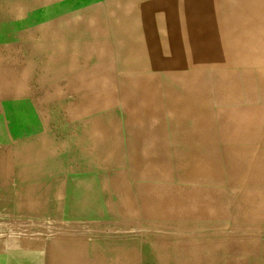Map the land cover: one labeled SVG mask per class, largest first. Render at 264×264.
I'll return each mask as SVG.
<instances>
[{
	"label": "crops",
	"instance_id": "obj_1",
	"mask_svg": "<svg viewBox=\"0 0 264 264\" xmlns=\"http://www.w3.org/2000/svg\"><path fill=\"white\" fill-rule=\"evenodd\" d=\"M27 2L26 7L22 8L25 10L23 17L31 25V29L25 31L27 43H33V36L41 35L50 59L65 63L67 69L57 76H48L43 84L38 83V75L28 81L26 98L31 101L32 107L41 110H35L36 120L39 121L41 117L43 121L42 114L50 113L51 121L56 115V122L46 125L41 121L28 128L31 131L58 133L59 141L75 147L71 153L69 149L63 151L65 175L106 176L108 180H124V187L107 188L113 201H117L113 208L110 205L108 209L101 202L103 209L95 210L94 215L71 220L109 221L118 216L127 220L120 227L146 229L141 238L134 237V242L145 243L150 239L160 244V237L154 238L151 230L148 231L150 237L145 236L147 228L154 227L151 222L161 218L162 212L175 211L179 202H184L183 198L177 199V194L189 196L191 201L194 195L210 197L216 194L219 212H224L223 220L229 206L226 196L238 195L241 197V207L237 209L240 217L235 215L239 220L237 223L249 228V234L245 237L252 244L250 257L256 259V264L257 259L263 264L264 250L255 249L254 245L258 247L264 241L259 237V233L264 232V188L258 187V181L264 179V175L259 174V171L264 173V157H246L238 151L233 152V148L255 143L250 140H225L223 127L210 129L197 121L199 116L210 113L216 115L230 111L239 115L242 108L243 112H247V109L254 111L252 105L256 108L262 103L260 95L259 98L255 91L242 89L238 83L245 79L240 63H251V60L244 59L245 54H240L242 50L251 48L243 37L247 36L242 33L241 26L246 27L248 22L251 24L262 17L246 9L249 6L257 7L264 0ZM20 51L21 56L33 55L30 47ZM18 63L23 66L22 61ZM226 63L232 64L230 70L225 69ZM33 64L26 63L31 67ZM233 64L237 67L234 68ZM178 71L181 76H178ZM215 86H218L217 91L214 90ZM103 100L106 107H103ZM49 101L56 107H50ZM82 131L86 133L84 145L91 150L87 155H94V158L85 157V163L89 166L81 171L78 164L83 160L76 146L79 145ZM61 132L65 135H60ZM211 132L217 135L214 141L208 139ZM241 133L245 134L247 130L243 129ZM258 144V148H264L263 142ZM104 146L108 147L105 153L101 149L92 150ZM210 149H218L220 171H210L204 161L202 163L207 172L192 170L195 161L207 160L213 155ZM226 149H230V155H240L244 159V162H237L242 165L240 168L234 165L228 171L234 179V189L231 191L222 186L226 183L223 177L228 176L224 158ZM179 150L186 152L188 158L184 161L189 164L188 168L191 167L185 174L187 181L183 185L186 186L181 188L177 182L176 167ZM70 154L79 159L76 157L74 160L68 156ZM98 157L106 159L107 167L98 166ZM71 165H74V171L69 170ZM245 173L249 174V183L240 181ZM200 181L201 185H195ZM160 193H172L174 196H153ZM124 194L132 197L135 213L119 203V196ZM209 210L195 213L190 208L186 210L188 215L185 217L204 218V212L209 213ZM98 211L103 213L97 215ZM244 213H249L248 220H243ZM74 225L83 226L81 223L69 224ZM190 228H194L193 224ZM190 244L187 249V246L184 249L178 247L177 252H184L188 256L187 253H191L189 250L193 251L194 243ZM149 248H153V245ZM156 249L158 251V247ZM137 250L141 252L142 247L136 249V254H139Z\"/></svg>",
	"mask_w": 264,
	"mask_h": 264
},
{
	"label": "rangeland",
	"instance_id": "obj_2",
	"mask_svg": "<svg viewBox=\"0 0 264 264\" xmlns=\"http://www.w3.org/2000/svg\"><path fill=\"white\" fill-rule=\"evenodd\" d=\"M27 0H16L13 2H10V0H0V95L4 96L5 101H2L5 103H14L16 106L19 105L22 108L27 105L28 98H26V92L29 86L28 81L32 79L35 75H38L37 81L39 84H43L45 80H47L48 76L53 77L61 74L65 69V63L59 62L57 59L52 60L50 59L48 53L46 52L47 45L43 42V37L41 35L39 36H33L34 41L33 43H27L28 35H26L25 31L27 29H31V25L26 17H23L25 14V10H23L27 5ZM23 8V9H22ZM261 20L262 17H259ZM260 24H257V30L261 31L262 29L259 27ZM39 28V27H38ZM32 49L33 55L31 57H27L25 55H22V52L20 50L26 49V48ZM21 48V49H20ZM2 54V55H1ZM23 62V66H20L18 62ZM31 62L34 63L31 67L30 65H26V63ZM35 63H40L36 66ZM237 64V63H236ZM234 65V64H233ZM236 65H234L235 68ZM237 67V66H236ZM232 68V64L226 63L225 69L230 70ZM42 73V75H41ZM45 73V75H44ZM242 80V79H241ZM240 80V82H241ZM35 82V81H34ZM239 82V83H240ZM247 82V81H246ZM246 82H241L244 85H246ZM254 86V85H252ZM255 89H260L259 87H255ZM214 90L217 91V87H214ZM22 94V95H21ZM262 97V103L257 106L256 108L254 105H252V108H254V111H251L250 109H247V112H243V108L241 112H238L239 115L236 113H232L230 111H222L220 113H216V115H213L210 113V117H205L206 122H204V125L208 126L210 129L215 128L216 126H221L225 130L224 139L225 140H250L253 143L259 145V142L264 143V94L260 95ZM258 95L257 97L260 98ZM1 99V98H0ZM39 101V100H38ZM41 102V101H39ZM105 100H103V103ZM35 100V105H36ZM50 107H56L55 104L52 101H49ZM103 107H106V103L103 104ZM250 107V106H249ZM87 108H90L89 106ZM47 116L50 115V113H46ZM46 114H43V119L49 120V118L46 116ZM236 114V115H234ZM258 116V117H257ZM51 117V116H50ZM56 115L54 114V117H52L51 122H56ZM202 117V116H199ZM239 118H243L246 120L243 122L241 129L239 130L240 133L236 134V130L234 128L237 124L236 122H239ZM252 118H258L261 120L260 123L256 126L257 132L253 131L252 129L249 130V124L247 121ZM218 119V121H217ZM199 120V119H198ZM233 121V122H232ZM196 122V121H195ZM197 123H199L197 121ZM7 126L0 123V132L2 130H8L6 129ZM13 130H16V127H12ZM28 128V127H27ZM243 129L247 130V133H241ZM253 131L254 134H250V132ZM46 134H49V138L53 139L54 141L58 140V133L54 132H46ZM81 135L79 136V145L76 146V149L78 150V153H80V157L83 161H80L78 164L79 169L82 171L85 169V167L89 164L85 163V157L94 158V155H89L88 146L84 145L86 144L84 142V138L86 133L81 132ZM60 135L64 136L65 134L63 132L60 133ZM250 135H254L251 137ZM217 135L213 134V132L209 133L208 139L213 140L215 139ZM62 147V160L60 156L55 159L58 161L59 165H61L64 170L66 171V167L63 163L64 159V153L63 151H67L69 149V153L75 149V147L67 146V142L60 141ZM212 142L210 141L209 145H211ZM23 148H21L24 153H22V157H26L28 155L36 154L37 149L45 148L40 141H34V142H25L23 144ZM69 147V148H68ZM92 148V147H91ZM108 147L104 146L102 148H94L93 151L100 150L101 152L105 153ZM182 150L181 148H179ZM177 151L178 155V161H177V173H178V185L179 188L182 186L185 187L186 185H183L185 183V174L187 173L190 168H188L189 164H186L187 154L185 151ZM218 149H210V153L214 152L216 154L211 155L210 158H207V160L204 162H207V165L210 169H215L219 167V161L221 157L218 154ZM88 153V155H87ZM19 152L11 146L9 148V151L6 152L5 155H1L6 158L16 159ZM105 155V154H104ZM71 156L74 160L77 156H73L72 154L68 155ZM79 156V155H78ZM97 156V155H96ZM95 156V157H96ZM242 156V155H241ZM206 158V157H205ZM220 158V159H219ZM225 161H226V171L228 173V176L225 178L223 177V181H225V184H222L223 187H226L228 190L234 189V179L231 177V174L228 172L231 168H234V165H237L239 168L242 166L240 163L237 162H244V159L240 157V155L232 156L227 153L225 155ZM79 159V157H77ZM99 160V167L105 166L107 167V162L105 158L98 157ZM185 160V161H184ZM1 162V161H0ZM221 163V162H220ZM206 168V167H205ZM212 169V170H213ZM69 170L74 171L75 167L74 165L69 166ZM64 171V173H65ZM211 171V170H210ZM217 171H220L218 168ZM207 172V169H206ZM63 173V176L61 177L62 180H66L69 183V187L65 189V193L60 192L59 194V201L65 203L64 208L62 207H53L49 206L48 208L44 209L43 214L40 216H33L28 218H18L14 217V214L11 210V207H3L0 205V225H4L5 222H10L14 232H20L28 230L33 235H38L39 233H43L45 235V245L43 246H36L34 244L29 243V246H33L35 250L39 252L42 250L46 253L48 249H52L53 245H57L60 250H67V248H73L72 241L73 237L71 235V232H75L77 235H80L79 241L77 242L82 244V247L84 246V243L90 242L91 239H86L85 235H94L93 238L97 236H103L106 234H113V233H119V232H131L135 231L140 233H143L144 230H146L144 227H139L138 229H129L125 227H120L124 221H127L123 218H120L118 216H115L112 218L113 220H105V219H83L78 221H73L71 219H79L81 216H91L94 215L95 210L97 209H103L101 208L100 203L103 202L105 206V198L99 196L97 199V202L92 205V207H88V209L83 210L82 212H76V204H73L72 202V196H71V188L73 186V183L75 185H79L80 187L82 184H88V183H95L96 187L97 184L100 182L110 186V189L117 188V186L124 187V180L120 179V181H113L108 180L106 176H103L102 178H95L91 176H85L80 175L79 177H73V176H67ZM226 173V172H225ZM249 177V174L246 173ZM259 174L264 175L263 171H259ZM264 177V176H262ZM249 179V178H248ZM103 181V182H102ZM123 183V184H122ZM186 184V183H185ZM195 185H201V181L199 184L195 183ZM214 187L217 185L212 184ZM230 190V191H231ZM110 194L107 193V196ZM172 193H160V194H153V196L157 197H170L172 196ZM1 196V191H0ZM174 196V195H173ZM185 196V195H184ZM182 196L180 193L177 194V199L181 200L183 198L184 202H179L177 205V209L175 211H172L171 209L166 212L161 213V218H155L153 222H151V225L154 224V227L147 228L146 235L147 237H150L148 231L151 230L153 232L152 235H154L156 239H161L160 244L158 241H152V240H145L147 242L144 243V241L137 242L136 246L137 248L142 246V248L150 249V245L156 244L155 247L160 245V249H162V252L166 254V256H169L172 261H169V264H176V261H184L185 259L190 260V264H201L202 261H205L204 264L208 263V260H214L215 263L213 264H243L246 258H250V253H253V250L248 253V251H245V249L242 245L245 242H248V236L249 234V228L241 227L242 225H238V221L235 217L238 214V210L240 206V196L238 195H230L226 196V204L229 205L225 211V218L222 219V214L224 212H219L218 207V196L215 194L209 196H203V195H194L193 200L191 201V197L189 196ZM51 198V199H50ZM46 202H50L54 199V196L52 194H47L45 196ZM113 196L109 198L110 205L112 204ZM191 201V202H190ZM107 203V202H106ZM212 203V204H211ZM260 203V202H258ZM106 207V206H105ZM112 207V206H111ZM193 208V211L195 213L202 212V211H208L204 212V218H195V217H185L188 215V212L186 210ZM209 208V209H208ZM110 209V208H108ZM238 209V210H237ZM112 210V209H111ZM198 210V211H197ZM106 210H104L105 212ZM103 212H97V215L102 214ZM106 213V212H105ZM194 213V214H195ZM248 214L244 213L243 220H248ZM67 216V217H66ZM240 217V215H238ZM242 218V216H241ZM236 220V221H235ZM1 222H4V224H1ZM238 222V223H237ZM40 223V224H39ZM73 223H81L83 226L80 225H74L69 226V224ZM193 224L194 228H190ZM7 225V224H5ZM90 226H94L91 228ZM96 227V228H95ZM119 230V231H118ZM42 231V232H41ZM118 231V232H117ZM201 231V232H200ZM203 231V232H202ZM210 231V232H209ZM47 232V233H46ZM55 232H69L66 233L67 237L65 239L67 241H59L58 239L54 237H50ZM174 232V233H173ZM194 232V233H193ZM200 232V233H199ZM105 233V234H104ZM167 233V234H166ZM174 235H173V234ZM180 233V234H179ZM185 234V235H184ZM190 234V235H189ZM209 234V235H208ZM82 235V236H81ZM173 235V236H172ZM176 236V237H175ZM194 236V237H191ZM197 236V237H196ZM181 237V238H180ZM261 238V237H260ZM153 239V238H152ZM262 239V238H261ZM245 240V241H242ZM128 243H134L133 241H128ZM188 243V244H186ZM190 243L193 246V251L191 253L186 254L177 252V248H188L190 247ZM27 244V243H25ZM27 245L26 248H29ZM135 246V250L137 249ZM256 246V245H254ZM117 247V246H116ZM243 247V248H242ZM45 248V249H44ZM258 250H264L263 248V242L258 244ZM117 249V248H116ZM152 249V248H151ZM243 249V250H242ZM245 249V250H244ZM157 250V249H156ZM32 251V250H29ZM50 251V250H49ZM139 252V250H137ZM142 251V250H140ZM171 251V252H170ZM23 252V251H21ZM136 252V251H135ZM142 255V252H139ZM138 254V253H137ZM5 256V255H4ZM148 257H151L153 255H147ZM28 257V255L26 256ZM261 258V256H258ZM154 258L155 260H153ZM158 258V257H157ZM177 259V260H176ZM5 260L10 261V258L7 256L6 259L2 258L0 261L1 264L5 263ZM150 260V261H149ZM154 262H152V261ZM256 260V259H254ZM259 261V259H257ZM12 261V260H11ZM10 261V262H11ZM264 261V260H263ZM250 262V260H248ZM161 264L159 260H156V257H151L150 259H147V257L144 259L143 264ZM187 264V263H186ZM248 264V263H246ZM250 264V263H249Z\"/></svg>",
	"mask_w": 264,
	"mask_h": 264
},
{
	"label": "bare ground",
	"instance_id": "obj_3",
	"mask_svg": "<svg viewBox=\"0 0 264 264\" xmlns=\"http://www.w3.org/2000/svg\"><path fill=\"white\" fill-rule=\"evenodd\" d=\"M246 11L258 13L259 16L262 15V19L261 20L258 19L257 21H254L251 24L248 22L246 27L244 25L241 26L242 33H245L247 36V37L245 36L243 37L246 39L247 45L248 43H250L249 45L251 48H248L245 51L242 50L240 54L241 55L245 54L244 59L251 60V63H240L241 68L243 69V73L245 74V79H242L241 82L247 81L246 82L247 84L244 85L239 81L240 83H238V86H241L242 89L246 88V90L255 91V94L258 96L264 94V3H262L261 5L259 4L257 7L249 6L246 9ZM118 16L119 15L117 14V17ZM120 16L122 17V15ZM86 24L88 25L89 23ZM257 24H260L259 27L262 29L261 31H258L256 29ZM161 52L162 51H160L159 53ZM169 54L171 55V52ZM144 55L145 52L143 56ZM252 55L253 57L251 59ZM178 76H181L180 71H178ZM255 87L261 88L262 91L260 89H255ZM217 90H218V86H217ZM4 96L0 95L1 98L0 123L7 126L6 129L8 130H2L0 132V153L1 155H5L6 152L9 151V148L13 146V148H15L19 152V154L17 155L16 159H12V160L11 158H6L4 156L0 158L1 161L0 162V191H1L0 205L8 208L11 207L14 217L16 216L18 218L40 216L43 214L44 209L48 208L49 206H53L55 208L56 207L64 208L65 203L59 201L60 200L59 194L60 192H62V190H65L66 188L69 187V183L67 179L66 180L61 179L65 170L61 165H59L58 161L55 160L59 156L62 160L61 153L63 146L59 144L60 143L59 140L54 141L53 139H50L49 138L50 135L46 134L47 131H31L29 128H27L31 126V124H36L42 121L41 117L39 121L36 120L37 112L35 110L39 109V107H35L34 105H33L34 107H32L31 101L29 99H28L29 102L23 108L19 105L16 106L14 103L4 104L2 102L5 101L4 99L6 97L3 98ZM208 116L210 117V114ZM208 116L200 117L198 122L200 124L206 122L207 124L205 117ZM48 118H50V115L48 116ZM49 120L43 119L42 122L47 125L50 122ZM245 121L246 120H244L243 118H239V122L238 121L236 122L237 123L235 125L236 127L233 130V131L236 130L235 131L236 134L241 129V126ZM260 122L261 120L258 118L249 119L247 121V123L250 125L249 130L252 129L253 131L257 132L256 126ZM11 126L16 127L18 131L13 130ZM253 131H251L250 134H254ZM250 136L253 137L254 135H250ZM34 141H40L45 148L37 149L36 154L22 157V153H24V151L21 149L24 146L23 144L25 142L27 143ZM258 146L259 145L257 144H245V145H241L240 147L233 148V152L234 150L238 151L246 157H252L256 155H260L264 157V148H258ZM230 149L228 150L226 149L225 150L226 152L224 154L230 152ZM204 160L205 159H200L198 161H195L192 170L198 173L206 172L205 165H203L202 163ZM217 169L218 168H215V170ZM241 178L242 179L240 181L249 183V179H248L249 177L247 176L246 173L243 174ZM78 186L79 185H75L73 183V186L71 188L72 202L73 204H76L75 213L82 212L83 210L88 209V207H92V205L97 202L99 196L104 197L105 206L107 208L110 207L109 198L111 196L110 195L107 196V188L110 189V186H108L106 182L104 183L100 182V185L98 183L97 187L93 182L88 184L81 183L80 187ZM258 187L264 188V179H260L258 181ZM47 194H52L54 196V199L52 201L50 200V202L49 201L46 202L45 196ZM119 197L121 199L119 203L120 202L123 203V205L127 207V210L130 209L132 213L136 212V208L135 205L133 204V200L131 196L124 194ZM112 203L113 204H111V206L113 208L115 204H117V201L112 200ZM1 224H4V222H1ZM5 224L2 226L0 225V261L2 260V258L6 259L7 256L10 258V261L11 260L12 261L10 262L8 260H5V263L3 264H143V261L146 257L147 259H150L153 256L156 257V260H159L161 264H169V261H172L173 263V260H171L169 256H166V254L162 252V249H160L159 247L160 245L157 246L158 251L156 250L157 248L155 247L156 245H153L152 249H146L143 247L141 251L142 255L140 253L136 254L135 246L137 243L134 242L133 240L134 237H136V239L141 238L143 233H140L139 235V233L135 231H131L127 233L119 232L116 234L115 233L106 234L103 236L96 235L95 238H93L94 235L91 234L85 235L86 239H91V241L84 243L83 247L82 244L80 243L77 244L80 235H77L75 232H71V235L73 237V241H72L73 248H67V250L66 249L60 250V248H58L57 245L55 246L53 245L52 249H48V251H46L45 253L42 250L39 252V249L38 251L35 250L33 246L30 247L29 243L34 244L36 246H42L41 249H43V246L45 245L46 242L44 239L46 234L44 235L43 233H39L38 235H33L28 230L25 231L23 230L17 233L14 232L12 228L13 225L11 226L10 222L6 221ZM66 233L69 232H60V233L55 232L52 235H50V237H54L61 242L67 241L65 239V237H67ZM259 234H260L259 237L264 239V232H261ZM252 237L250 236V238ZM128 241H133L134 243H128ZM27 245L29 246V248H26ZM242 246L245 249H247L244 250L248 251V253L252 251V249L250 251V246H252V244L250 245L248 242H245ZM254 248L256 249L257 247L254 246ZM263 248H264V241H263ZM27 255L28 257H26ZM147 255L150 256L153 255V256L148 257ZM152 259L155 260L154 258ZM248 260H250V262H248ZM176 262H177L176 264H186V263L190 264V260L187 259H185L184 261L178 260ZM204 262L205 261H202L201 264H204ZM213 262L215 263L213 259L212 260L210 259L208 260L207 264H213ZM244 262L245 263L243 264L246 263L256 264V260L250 258H246ZM257 264H261L260 260L257 262Z\"/></svg>",
	"mask_w": 264,
	"mask_h": 264
}]
</instances>
